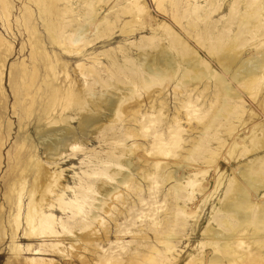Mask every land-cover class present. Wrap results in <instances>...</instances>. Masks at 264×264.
I'll list each match as a JSON object with an SVG mask.
<instances>
[{"label": "bare ground", "instance_id": "1", "mask_svg": "<svg viewBox=\"0 0 264 264\" xmlns=\"http://www.w3.org/2000/svg\"><path fill=\"white\" fill-rule=\"evenodd\" d=\"M33 1L39 6V17L46 18L47 22L45 23V27L49 33L47 37L51 45L56 44L65 52H74L78 54L81 52V49L79 47L71 49V47L76 46L80 42L83 43V47L90 43V41L85 38L86 35L83 36L86 31L84 28L85 26H80L77 30L74 29L72 33L68 35L67 39H65L64 43L60 41V36H62L61 32L73 23L74 20L85 22L91 19L90 15L93 12V10H91L92 2L84 1L86 11L82 13L75 11L73 4L70 3L71 0ZM153 1L156 2L159 10L175 22V25L177 24L187 35H190L197 42H200L201 46H203L210 55H217L220 52L228 50L227 47H225V43L230 39L236 41L238 46L243 47L247 45L250 40L255 42V47L264 44V3L261 2V0H232L227 19L217 28H215L214 21L210 19V16L219 8L218 0H202L200 3H197V0ZM58 2L63 3L61 7L58 5ZM29 7L26 9L27 11ZM10 10V1L0 0V18L2 24L3 22H6V24L8 23ZM24 14L26 15V13H23V15ZM125 14H130L132 18L124 21L123 16ZM28 15L31 16V14ZM118 23L122 24L121 30L123 32L130 28L132 29L130 33L143 31L145 27L150 28V35L141 36L138 43H131L134 40L130 41V44H133L136 49L143 52H145L146 49L152 50L159 46L161 40L159 32H162L167 37L168 41L167 46L161 51V53L166 54L165 58H154L152 57L153 54L148 53L145 55H138V57H132L125 52L126 49L124 46H116V48L104 50L100 52V54H92L88 58L85 57V61H81L76 65L78 73L83 79V87L80 86L81 88L77 90L75 88V81L73 82V79L68 74L66 64L63 63V66L61 65L62 68L59 67L56 53L54 52L53 55H44L48 58V64L45 66L47 71L45 79L40 83H43V88L38 87L37 91L39 93L35 91L36 94L34 97H32L33 95L31 96V102L33 104L36 96H38V98L40 97V103L38 104L41 106V111L39 113L41 118L44 119L46 126L63 123L65 125L68 121L72 120L74 116H80L78 112L85 111L86 107L89 106L87 97L93 96L95 92L93 85L96 82H100L102 86H108L110 85V80H115L118 83L127 85V92L123 96L120 95L121 98L108 102L106 107L109 109V113L111 111V115L109 119L105 121L106 125L101 123L94 129L96 135L99 131L104 129L114 130V132L118 129L117 139L110 144L109 149L104 152L105 155H102L101 151H96L95 149L87 147L83 139H78L77 136L70 130L68 131V129H66L65 134L60 138L61 142H56L54 146L47 149L53 150L54 153L49 154L56 155L55 159L49 157V159L52 160L45 159L46 161H43L32 149L30 150L27 148L28 150L23 151L26 157L25 163L22 167L19 165L17 166L15 169L16 173L14 172L15 176L13 182L7 186L8 188L4 194V198L7 200V207L2 211L4 217L0 215V244L6 237L9 240L7 247L16 258L20 257L23 252L33 253L30 257L24 258L28 263L58 264L52 257L45 258L41 256L45 253L60 255L62 258H71L74 256L81 260L83 264L87 262L83 261L85 256H83L82 253L80 254L81 251H92L96 256L94 264H132L138 261L151 264L156 261L157 258L164 255L161 251H155L156 256L152 254H137V256L129 255L127 257L125 253L129 251L127 252L124 250V244L120 243L119 240L121 239L117 237L118 234L126 231L128 232V230H123L121 224L117 222V216L121 214L122 211L116 208L115 203L120 200L122 204L123 200L121 199L124 197V194L128 196L129 192L138 198L139 203L143 201V197L140 195L142 190L140 188L141 186L136 182L138 180H135V175L133 176V172L136 169H130L131 163L123 160L130 152H135V150L137 151L139 148L149 156L147 159L148 168L154 170L152 174H149V172L145 174L136 173L141 177L143 176V179L148 182V191H153L156 187L155 175L159 169L164 170V172H161L163 182H167L168 180L172 181L171 184L169 183L171 186L164 196V202L169 200V198H171L172 202L174 201V204H169L170 206L165 203L166 208L164 209V212L172 217V228L176 230H181L183 228V224L190 218L189 213L185 210V200H191L195 195V190H197L198 193L203 191L201 184V180L203 179L200 178L205 175L206 168H202L200 173L194 172L189 175L185 173L184 178L186 181L184 180L182 182V173L179 171L180 168H177V170H174L172 173L167 169L170 165L169 160L178 158V152L183 150L182 144L184 141L182 139V133H184L185 130L180 123L179 116L181 114L178 116L180 113L179 110L180 108L185 110L188 123L192 121L198 123L197 128L199 136L196 137L197 139L194 138L191 149H189L188 154L183 157L184 160L189 162L190 158L204 147L206 142L203 141L204 137L209 134V131H211L214 126L213 118L208 116L209 112H202L197 109L194 102L198 101L199 98H203L204 92L209 88H211L212 92V103L219 102L222 98H226L227 101H230V80L232 79L238 82L237 75L231 76L227 69L223 67L221 68V74L216 71H210L205 59L199 56L192 57V54L195 52L192 51L186 42L180 39L177 32L165 22L161 21L156 23L149 15L148 11L139 4V0L129 1L127 6L123 7L119 13L115 14L114 20L107 17L99 23L91 21L89 31L93 32V30H95L99 36L108 35L111 28ZM200 23H205L204 26H206L203 36L197 31V27L200 26ZM235 25L237 30L235 33H232L231 28ZM31 28L33 27L31 26ZM80 28H83V30L81 31ZM125 35L127 36V34ZM35 37H37V35ZM3 44L4 42L0 37V47L3 46ZM36 45L37 44L34 45L33 43L31 49L33 60L41 57L38 53L39 48ZM97 55H102L105 58V63L101 62ZM186 55L190 57L179 61V57L182 58ZM142 56L145 58H141ZM33 69L32 80L35 79V72L37 70L36 67ZM101 72L105 73L102 74ZM2 74L3 71L0 69V82L2 81ZM60 74H62L63 78H61L62 84L56 85L54 83L57 82ZM225 75L228 78L227 81ZM89 76H91V79L93 78L91 82L87 81ZM58 82L60 81L58 80ZM263 82L264 67L262 64L258 63L246 70L245 78L243 77L241 85L248 90L249 95L254 98ZM192 83H196L197 85L190 87L193 85ZM200 84L204 86L200 88L198 86ZM207 85H209V87H207ZM169 86H171L173 90L175 101L179 104L173 107L176 113L170 118V123L165 127L164 132H159L156 129V124L161 116L163 102L160 104L158 103L159 110H157L156 115H154L155 112L153 113L151 111L154 104L150 106L149 113L145 111H143L145 112L143 113L139 110L126 112V109L123 108L125 102H130L133 99H135L134 101L140 99L144 91L148 95L147 92L154 87H162L161 91H163ZM1 90L2 89H0V91ZM157 90H159V88H157ZM136 103L139 102H135V105ZM233 104L235 109L239 107L240 102L236 101L233 102ZM92 107L94 110L101 109L102 103L99 102L95 104V107ZM26 113L28 112L26 111ZM136 113H139L138 117L135 116ZM116 122L125 123L120 128H117L115 125ZM95 123H97L96 118L94 119L82 115L79 121L80 128L78 130L82 131L84 128H88ZM61 130L62 129L57 131ZM230 130L229 133H231ZM68 134L72 136L67 138ZM50 136L56 137V134L51 133L49 136H46V138ZM135 137L150 139L147 141L146 145L140 146V144L135 143ZM129 139H131V143L127 144L126 141ZM24 148L25 142L23 140L16 155H20ZM67 148L69 149V153L65 155ZM17 156L16 162L18 161ZM69 156L81 157L78 165L79 172L73 175L72 184L64 183V181L62 182L63 170H59L60 167L58 168V164L56 163L57 159L61 160L62 158H69ZM215 156L216 150L208 151V157L203 160V165L210 166ZM174 161L175 163L177 162L176 160ZM262 164L263 162L260 161L258 168H262ZM126 170L128 172H125ZM232 182L233 180L228 181L224 194L227 193ZM220 185V181L216 180V185L211 195L216 193ZM240 208L241 207L234 203L232 199H226L223 202L219 199L218 206L214 208L216 209V216L221 217L219 218L220 222L218 221V226H221L224 230H228L235 224H244L243 221H238L239 215H237V213L240 214L241 217L251 220L250 224L255 226V221H258V218L255 219L257 214L255 213L254 207L252 205L244 207L245 210H248L244 215L238 211ZM128 211L130 210H127V212ZM143 214L144 213H142V215ZM154 215L155 214L151 216L148 226H150L153 233H155L156 237L154 238L157 239V243L162 244L161 250H163L164 253L170 252L173 246L172 237L160 236L165 226H163ZM223 218L226 219L225 223L223 222ZM108 220L114 224V231L110 228ZM248 224L249 222L247 225ZM112 233L115 235V239H113L115 241H110L109 235ZM215 234L222 238L218 232ZM216 235H214L212 241L204 242L202 245H210L213 251L222 255L227 254L232 257L236 254L234 252L236 250L230 249L232 248L230 245L235 243L237 247H242L243 242L232 238L233 235L227 238V242L223 243H220L219 240L221 238H216ZM20 236L26 238L28 241L34 239L38 243L35 245L30 242L20 244L17 240ZM231 238L233 242H230ZM64 240L68 241L65 246L63 245ZM104 243L108 244L107 248H105ZM128 243L130 244L131 242ZM240 258L241 257H235L229 262H237L236 260ZM64 262L66 264L67 261L65 260ZM207 262L209 264H223V260L215 256L211 257ZM262 262H264V260H262ZM201 263L202 262L199 264Z\"/></svg>", "mask_w": 264, "mask_h": 264}, {"label": "rangeland", "instance_id": "2", "mask_svg": "<svg viewBox=\"0 0 264 264\" xmlns=\"http://www.w3.org/2000/svg\"><path fill=\"white\" fill-rule=\"evenodd\" d=\"M9 1L11 10L8 17V23L6 24V22H3L2 24L0 18V37L4 42L3 46L0 47V69L4 74H2V81L0 82V89H2L0 91V125L2 124L0 126V209L2 206L0 215L3 217L4 213L2 211L7 207V200H5L4 194L8 188L7 186L13 182L17 166L19 165L22 167L25 163L26 157L24 156L23 151L32 149L43 161H46L45 159L52 160L49 159V157L55 159L56 155L49 154L54 153L53 150L47 149L54 146L56 142H61L60 138L65 134L66 129H68V131L70 130L74 133L78 139H83L87 147L95 149L96 151H101V154L105 155L104 152L109 149L110 144L116 140L118 136V129L115 130V132L114 130L104 129L99 131L100 134L97 133V135L94 131L99 124L102 123L106 125L105 121H107L111 115V111L109 113V109L106 107L108 102L121 98V96L127 92V85L118 83L115 80H110V85L108 86H102L100 82H96L93 85V89L95 88L93 96L87 97L89 108L86 107L85 111L78 112L80 116H74L72 120L68 121L69 124L67 123L64 125L63 123L52 126L45 125V121L41 118L39 113L41 111V106L38 104L40 103V97L38 98V96H36L33 104L31 102V96L33 95L32 97H34L36 92L39 93L37 91L38 87L43 88V83H40L45 79L47 72L45 66L48 64V58L44 55H53L55 52L59 67L62 68L63 63L66 64L68 74L73 79V82L75 81V88L79 90L83 87V79L78 73L76 65L81 61H85L86 58L90 57L92 54L96 55L104 50L114 49L116 46H124L126 49L125 52L132 57H138V55H145L148 53L153 54L152 57L154 58H165L166 54L161 53V51L167 46L168 42L167 37L162 32H159V37L161 39L159 46L152 50L146 49V51L143 52L136 49L133 44H130V41L134 40L131 43H138L141 36L150 35V28L148 27H145L143 31H135L134 33H130L132 30L130 28L126 30L125 33L121 30L122 24L118 23L111 28L108 35L99 36L97 35V31H89L91 21L99 23L107 17L114 20L115 14L119 13V11L127 6L131 0H71L70 3L73 4L75 11L82 13L86 11L84 1L92 2L91 10H93V12L90 15V20L85 22L74 20L73 23L61 32L62 36H60V41L64 43L65 39H67L68 35L72 33L74 29L77 30L80 26H85L84 28L86 31L83 36L86 35L85 38L90 41V43L84 47L82 42L71 47V49L79 47L81 52L78 54L81 55H78L77 53L75 54L74 52L68 53L62 50L59 45L50 44V40L47 37L49 36L47 35L49 33L45 27V23L47 22L46 18L39 17V6L33 0ZM29 1L34 3L32 4ZM201 1L202 0H197V3H200ZM231 1L232 0H218L219 8L210 16V19L214 21L215 28L219 27L227 19ZM154 2L155 1L153 0H139V4L148 11L149 15L156 23L161 21L165 22L177 32L180 39L186 42L192 51L195 52L192 54V57L199 56L205 59L210 71H216L221 74V68H226L231 76L237 75L238 82L231 79L232 83L230 80V101H227L226 98H222L221 101L212 103V92L211 88H209L204 92L203 98H199L198 101L194 102L197 109L202 112H209L208 116L213 118L214 126L207 136L204 135L205 137L203 141H206L204 147L201 148L197 154H194L189 162L184 160L183 157L186 156L188 150L191 149V146L194 143V138L199 136L197 128L198 123L196 121L188 123L187 117L185 116V110L182 108L179 110L180 113L178 116L181 114L179 116L180 123L185 130V132L182 133V139L184 141L182 144L183 150L178 152V158L169 160L170 165L169 167L167 166V169L172 173L174 170H177V168H180L179 171L182 173V182L185 180V173L188 175L194 172L200 173L202 168H206L205 175L200 178L203 179L201 180L203 191L198 193V191L195 190L193 198L191 200H185V210L189 213L190 218L186 220L181 230H176L171 227L172 217L164 212L166 204L168 206H170V203L174 204V201L172 202L171 198L164 202V196L172 183L171 180L163 182L161 172H164V170L159 169L157 171L155 175L156 187L153 191L149 192L147 188L148 182L143 179V176L141 177L140 175H137L142 173L145 174L146 172H149V174L154 173L153 169L148 168L147 159L149 156L139 148L137 151H132L123 158V160L131 163L129 167L130 169H136L133 172V176L135 175V180H138L136 182L141 186H139L142 189L140 195L143 197V201L139 203L138 198L129 192V197L124 194V197L121 199L123 200L122 204L120 203V200L115 203L116 208L122 211V213L117 216V222L121 224L123 230H128V232H122L117 235V237L121 239L119 242L124 244V250L127 252L129 251L128 253H125L127 254V257L129 255L137 256V254H152L153 256H156L155 251H161L164 255L157 258L156 261L151 264H199L200 262H202L201 264H209L207 261L213 256L222 259L223 264H264V262H262V260H264V82L260 86L262 89L260 88V90L257 91L258 95L256 94L254 98H252L249 95L248 90L241 85L243 77L245 78V72L249 67H253L258 63L262 64L264 67V44L255 47V42L250 40L249 43L243 47L238 46L236 41L230 39L225 43V47H227L228 50L220 52L217 55H210L205 48L201 46L200 42H197L190 35H187L177 24L175 25V22L159 10L156 2ZM261 2L264 3V0H261ZM62 4V2H58L60 7ZM27 7H29L28 11L26 10ZM23 13H26V15H23ZM27 13L31 14V16ZM19 17L22 20H20ZM131 18L130 14H125L123 16L124 21L128 19L130 20ZM204 25L205 23H200V26L197 27V31L202 36L204 35V28L206 27ZM31 26L35 29L31 28ZM80 30L82 31L83 28H80ZM236 30V25L232 26L231 32L235 33ZM125 34H127V36ZM36 35L37 37H35ZM33 43L34 45L37 44L36 46L39 48V52H37L41 55V57L36 60H33L32 58L31 49ZM97 57L101 62L105 63V58L102 55H97ZM189 57V55H186L185 57H179L178 59L179 61H182ZM141 58L145 57L142 56ZM34 67L37 69L35 72L36 77L32 80ZM101 73L103 74L105 72ZM225 77L227 81L228 78L226 75ZM61 78L62 74H60L58 79L60 82L57 80L54 84H60L63 79ZM92 79L91 76H89L87 81L91 82ZM192 84L193 85L190 87L197 85L196 83ZM198 86L201 88L204 85L200 84ZM207 87H209V85H207ZM157 88H159V90H157ZM161 89L162 87H154L147 92L148 95L144 91L142 94L143 96L140 99H137L136 101L133 99L130 102H125L123 108L126 109V112L139 110L140 112L145 111L149 113L150 106L154 104L151 111L153 113L155 112L154 115H156L157 110H159L158 105L163 102L161 116L156 124V129L159 132H164L165 127L170 123V118L176 113L175 108L173 107L177 106L179 103L175 101L171 86L165 88L163 91H161ZM236 101L240 102V104L239 107L234 109L233 102ZM99 102L102 103L101 109H92V106L95 107V104ZM135 102L139 103H136L135 105ZM26 111L28 113H26ZM82 115L94 119L96 118L97 123L88 128H84L82 131L78 130L80 128L79 121ZM135 116L138 117L139 113H136ZM124 123L125 122H116L115 125L117 128H120ZM60 129L62 130L57 131ZM229 130L231 133H229ZM51 133H55L56 137L50 136L49 138H46V136H49ZM71 136V134H68L67 138H70ZM149 139L135 137L134 140L136 144L144 146ZM23 140L25 142V148L20 155L17 156V150ZM126 143H131V139L127 140ZM214 150H216V156L213 163H211L210 166L203 165V160L208 157V151ZM67 153H69L68 148L65 155H67ZM16 156L18 159L17 162ZM79 159H81V157L69 156V158L66 157L61 160H56V163L58 164L57 167L61 168H59V170H63L62 182L64 181V183L72 184L73 175L79 172ZM174 160L177 162L175 163ZM260 161L263 162L261 166L262 168H258ZM125 172L128 171L126 170ZM216 180H219L221 185L218 187L216 193L211 195L216 185ZM229 180H233L232 185L228 188L227 193L224 194ZM219 199L221 202L226 199H232L234 203L242 208L238 210L242 215L248 212L244 207L252 205L257 214L255 219L258 218V221H255V226L250 224L251 220L241 217L237 212V215H239L238 221H243L244 224H235L228 230H224L221 226H218V221L221 217L216 216V209L214 208L218 206ZM127 210L130 211L127 212ZM141 212L144 214L142 215ZM153 214H155L154 217H157V220L165 226L162 229V235L160 236L172 237L171 240L173 246L170 252L164 253V251L161 250L162 244L157 243V239L154 238L156 237L155 233H153L150 226H148ZM223 220L225 223L226 219L223 218ZM109 221L110 220H108V222ZM248 222L249 224L247 225ZM109 224L112 231H114V224L112 222H109ZM216 232H218L223 239L220 236H217L215 234ZM214 235H216V238H221L219 240L220 243L227 242V238L233 235L234 237L232 236V238L243 242L242 247L239 248L235 243H232L230 245L232 248L230 249L236 250L234 251L236 254L232 257L227 254L222 255L213 251L210 245H202L204 242L212 241ZM109 237L110 241H115L113 240L115 239L113 233L109 235ZM232 238L230 239V242H233ZM17 240L20 244L30 242L35 245L38 243L34 239L28 241L21 236L20 238H17ZM8 242L9 240L5 237L0 244V264H31L24 258L30 257L33 253L23 252L20 257L16 258L14 254L9 251V248L7 247ZM67 242V240H64L63 245H67ZM128 242L131 243L129 244ZM104 244L105 248H107L108 244ZM81 253L85 256L83 261L87 262L86 264H94L96 256L92 251H81L80 254ZM41 256L45 258L52 257V259L57 261L58 264H65V260L67 261L66 264H83L81 260L74 256L71 258H62L60 255L51 253H45ZM235 257L241 258L236 260L237 262H229ZM135 264L145 263L138 261Z\"/></svg>", "mask_w": 264, "mask_h": 264}]
</instances>
